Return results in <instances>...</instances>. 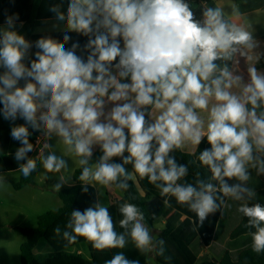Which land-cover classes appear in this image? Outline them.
<instances>
[{"label": "clouds", "instance_id": "clouds-1", "mask_svg": "<svg viewBox=\"0 0 264 264\" xmlns=\"http://www.w3.org/2000/svg\"><path fill=\"white\" fill-rule=\"evenodd\" d=\"M230 7L228 14L205 6L198 20L188 0H68L66 11L49 9L66 20L63 42L40 38L34 59L32 43L14 30L18 16H9L0 28V114L26 122L10 132L22 145L15 160L26 161L19 171L28 178L39 162L46 173L59 174L57 192L72 186L68 160L50 143L55 137L78 157L83 192L89 185L127 191L130 181L147 178L162 197L187 205L200 225L229 198L240 202L245 227L255 229L252 250L264 253V205L250 203L256 194L248 186L250 169L264 175V72L248 63L261 59L251 25L237 23L239 7ZM68 32L88 37L86 61L76 54L78 42L66 49ZM238 56L246 58L248 82L229 66L236 68ZM29 126L44 138L35 158L28 156L35 147ZM205 138L210 148L198 160L210 179L181 183L188 166L173 153ZM96 147L102 155L93 164ZM118 211L123 232L105 204L73 210L63 240L73 245L84 238L104 251L123 249L130 238L140 254L164 255L165 241L153 238L137 205L124 202ZM54 232L61 236L59 226ZM105 264L140 261L119 252Z\"/></svg>", "mask_w": 264, "mask_h": 264}, {"label": "trees", "instance_id": "trees-1", "mask_svg": "<svg viewBox=\"0 0 264 264\" xmlns=\"http://www.w3.org/2000/svg\"><path fill=\"white\" fill-rule=\"evenodd\" d=\"M201 0H188L192 10H194ZM68 0H0V24H6L9 16H18L15 23L22 24V28L17 30L20 34L30 41L33 45L30 50L31 58H35V42L40 38L51 37L63 42L65 29L36 32L34 30L41 20L46 18H56L55 14L49 9L55 5H60L62 10L66 11ZM70 36L69 42L65 45L66 49H70L73 43H79L80 48L77 49V55L81 56L85 61L87 51H84V45L87 43L88 37L68 32ZM121 47H123L122 38ZM259 41L258 53L261 59L257 61L253 59V63L258 68H264V36L257 39ZM29 63L30 61H26ZM2 71V69H0ZM25 81H21L23 86ZM2 108V105H0ZM150 119V118H149ZM26 122L23 119L16 121L5 120L0 114V175L9 170L19 168L21 163L15 160V153L22 145L20 142L11 138V128L16 125H22ZM29 141L34 145V137L39 131L32 130ZM210 148L207 140H203L194 152L184 148L183 151L177 150L173 153L178 163L188 166V175L181 183L195 184L197 179L208 181L211 173L207 168L201 166L198 156L201 151ZM33 151L28 154L31 157ZM102 155L99 148H94L93 161ZM125 155H128L125 153ZM115 162H121L119 158H114ZM128 171H132V166L127 165ZM78 166L71 178L72 186L61 188L57 194L62 200V204L56 208L49 209L38 216L37 224L33 227L15 225L14 228L25 236V240L20 245V260L22 264H105V261L111 259L115 254L123 252L128 259L139 260L140 264H264V253H255L252 250V237L250 232L255 229L245 227L247 218L237 211L240 202L225 198L226 206H223L221 212L210 215L203 225H200L196 214L189 210L187 205H181L176 201L175 197L160 195V190L149 183L148 179L141 180L137 177L136 182H129L131 187L127 191H123L120 199L114 200L109 206L110 214L113 217L116 231L123 232L119 227V220L122 219L118 208L124 202L137 205L144 215L143 223L148 227L153 238L165 241V252L163 256L157 255L155 252L142 255L135 248L131 239L123 249H106L98 251L94 249L90 242L84 238H78L76 244L67 245L62 238V232L66 229V225L71 218L73 210L84 211L87 207L95 204L94 192L88 186V192H83V185L78 180L81 172ZM251 176L248 186L255 192V199L250 203H261L264 205V175H257L254 169H250ZM199 173V176L197 175ZM5 181L11 183L15 189H21L28 185L37 184L36 171L28 178L22 173L20 177L12 179L3 175ZM215 183V181H212ZM233 181H230L232 183ZM168 200V204L163 203ZM174 210V214L167 218L169 211ZM162 222L163 226L158 227L157 223ZM59 226L61 228V236H56L54 229ZM224 230L226 240L223 248L215 255L202 251L204 245L212 246L216 241L218 231ZM201 239L202 245H197V241Z\"/></svg>", "mask_w": 264, "mask_h": 264}, {"label": "rangeland", "instance_id": "rangeland-1", "mask_svg": "<svg viewBox=\"0 0 264 264\" xmlns=\"http://www.w3.org/2000/svg\"><path fill=\"white\" fill-rule=\"evenodd\" d=\"M213 3L214 0H208V5ZM5 26L6 24H0V28ZM22 26V24L15 23L14 30L17 31ZM65 28L66 20L61 22L56 18H47L35 25L34 30L47 31ZM52 140L53 146H55L54 150L57 151L58 155L65 156L68 160L69 168L74 166V164H78V157L68 153L65 145L56 143L55 137ZM38 152V149H36L32 153L31 158H35ZM20 173L19 170L7 171L6 176L17 180L20 177ZM57 175L59 174L46 173L38 162L36 173L37 184L28 185L17 190L8 181L4 180L3 183H0V264H22L20 260V245L25 240V236L14 228L15 225L33 227L37 224L38 216L41 213L61 205V198L53 188V185L58 183ZM96 188L100 196V203L103 204L108 199V196L102 194L105 188H99V186ZM174 212V210H171L167 218H170ZM157 226L162 227L163 223L159 222ZM216 244L224 245L221 235H219L218 241L216 240L207 252H214L218 255Z\"/></svg>", "mask_w": 264, "mask_h": 264}, {"label": "crops", "instance_id": "crops-1", "mask_svg": "<svg viewBox=\"0 0 264 264\" xmlns=\"http://www.w3.org/2000/svg\"><path fill=\"white\" fill-rule=\"evenodd\" d=\"M203 4H206V5H203ZM231 5L238 6L239 10L241 12V16L236 19L237 23L245 24V25H251L250 30L253 32L254 38L256 40L264 36V0H214V3L211 5H208V0H201L199 5L193 10V12H194L196 19L202 20L203 19V16H202L203 7L202 6H204V7L205 6H209V7L221 6V7H224L225 12H227L228 14H231V12H232V9L230 7ZM47 31H51V30H47ZM36 32H43V31H36ZM257 50L258 49H255L254 52L258 53ZM238 59H239V64L236 65V68H235V66L232 65L231 62H229V66L233 67L234 70H237V74L243 75L244 81L248 82L249 76H248V71H247L248 64H247L246 58L238 56ZM248 63L250 65L255 66L253 63H251V61H249ZM257 69L259 71L264 72V68H258L257 67ZM109 107H111V106H109ZM155 114L156 113H154V115ZM205 116H206V114H205ZM38 139H40V145L36 144ZM205 140H206V138L204 139V141ZM33 141H34V146H35L34 151H33V153H34L36 151V149H38V151H39V147H41L43 145L44 138L42 137V134L40 132H38V134L34 137ZM50 143L53 144V140L50 141ZM185 148L190 152H194L197 147L187 146ZM78 166H79L78 164H74V166L69 168V171L66 173V175L71 177V174L73 173V171ZM13 170H19V168L13 169ZM9 171H12V170H9ZM36 173H37V171H36ZM3 175H6V172H4ZM72 183H73V180L71 179L70 184H72ZM65 186H68V185H65ZM89 187H91L93 189L94 197H95V203L100 202V196H99L97 188L92 187L90 185H89ZM102 194L108 196L107 201H104L103 204H105L106 206H109L114 200L122 198L123 191L113 187L111 190L105 189V191L102 192ZM61 202H62V200H61ZM225 233L226 232L224 230L218 231L217 235H216V240L218 241L219 235H221V238L223 239V242H224L226 240ZM197 245H202L201 239H199L197 241ZM210 247L211 246H209V245H204L202 251L207 252L208 250H210L209 249ZM216 248H217V253H219L221 251V249L223 248V246L216 244ZM212 253H214V252H212ZM214 254L216 255V253H214Z\"/></svg>", "mask_w": 264, "mask_h": 264}]
</instances>
